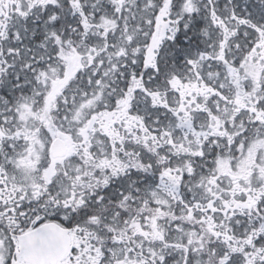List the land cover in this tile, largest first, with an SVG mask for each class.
Returning <instances> with one entry per match:
<instances>
[{
  "label": "snow or ice",
  "instance_id": "snow-or-ice-1",
  "mask_svg": "<svg viewBox=\"0 0 264 264\" xmlns=\"http://www.w3.org/2000/svg\"><path fill=\"white\" fill-rule=\"evenodd\" d=\"M0 264H264V0H0Z\"/></svg>",
  "mask_w": 264,
  "mask_h": 264
}]
</instances>
